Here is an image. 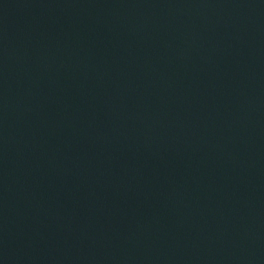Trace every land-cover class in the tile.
<instances>
[{
    "label": "water",
    "instance_id": "water-1",
    "mask_svg": "<svg viewBox=\"0 0 264 264\" xmlns=\"http://www.w3.org/2000/svg\"><path fill=\"white\" fill-rule=\"evenodd\" d=\"M0 264H264V0H0Z\"/></svg>",
    "mask_w": 264,
    "mask_h": 264
}]
</instances>
